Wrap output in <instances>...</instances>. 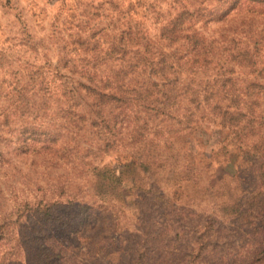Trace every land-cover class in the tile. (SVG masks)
<instances>
[{
	"label": "rangeland",
	"instance_id": "obj_1",
	"mask_svg": "<svg viewBox=\"0 0 264 264\" xmlns=\"http://www.w3.org/2000/svg\"><path fill=\"white\" fill-rule=\"evenodd\" d=\"M176 1L205 0H0V264H264V176L254 165L264 147V98L259 112L241 118L247 126L229 153L211 160L202 133L172 147L108 151L86 130L73 136L60 116L47 119L54 147L26 152L19 143L34 120L37 77L60 65L72 43L86 45V23L103 27L140 4ZM225 22L212 30L243 29L241 17ZM136 151L159 159L131 201L98 197L93 168L120 171L118 162Z\"/></svg>",
	"mask_w": 264,
	"mask_h": 264
},
{
	"label": "trees",
	"instance_id": "obj_2",
	"mask_svg": "<svg viewBox=\"0 0 264 264\" xmlns=\"http://www.w3.org/2000/svg\"><path fill=\"white\" fill-rule=\"evenodd\" d=\"M166 7L140 4L129 11L136 14L109 19L103 27L86 23L79 33L86 45L72 43L60 65L37 77L34 120L21 134L22 149L54 147L58 135L47 119L60 116L73 136L86 130L108 151L149 143L172 147L182 135L202 133L207 159L214 152L227 155L247 126L241 118L259 112L264 98V0L176 1ZM232 17H241V31L223 36L212 30ZM257 18L260 25H254ZM125 155L120 171L93 168L98 197L127 204L153 158L159 159L144 151ZM257 160L253 164L264 176V147Z\"/></svg>",
	"mask_w": 264,
	"mask_h": 264
}]
</instances>
